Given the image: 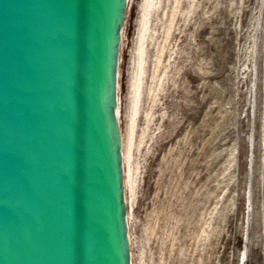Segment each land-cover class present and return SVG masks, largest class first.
I'll return each mask as SVG.
<instances>
[{"label": "rangeland", "instance_id": "rangeland-1", "mask_svg": "<svg viewBox=\"0 0 264 264\" xmlns=\"http://www.w3.org/2000/svg\"><path fill=\"white\" fill-rule=\"evenodd\" d=\"M117 82L132 264H264V0H127Z\"/></svg>", "mask_w": 264, "mask_h": 264}, {"label": "water", "instance_id": "water-1", "mask_svg": "<svg viewBox=\"0 0 264 264\" xmlns=\"http://www.w3.org/2000/svg\"><path fill=\"white\" fill-rule=\"evenodd\" d=\"M127 0H0V264H132L118 124Z\"/></svg>", "mask_w": 264, "mask_h": 264}, {"label": "bare ground", "instance_id": "bare-ground-1", "mask_svg": "<svg viewBox=\"0 0 264 264\" xmlns=\"http://www.w3.org/2000/svg\"><path fill=\"white\" fill-rule=\"evenodd\" d=\"M145 1V0H144ZM147 11V10H146ZM144 14V13H143ZM142 17L144 18V15H142ZM142 18V19H143ZM143 22V21H142ZM144 27V26H143ZM137 99V98H136ZM135 100V99H134ZM135 103V102H134ZM135 105V104H134ZM135 109V108H134ZM134 114V113H133ZM133 117V116H132ZM133 119V118H132ZM131 134H133L132 133V130L130 129V132H129V134H128V139H127V141H126V143H125V145H122L123 146V149H122V151H123V159H124V164H125V166H124V175H125V179H126V184H127V179H128V177L130 178V176H129V173H130V168H129V160H130V157H131V147H132V140H131ZM122 138V137H121ZM123 142V141H122ZM123 144V143H122ZM137 149V148H136ZM233 153V152H232ZM229 156V155H228ZM230 156H231V154H230ZM235 158V157H234ZM229 165V164H228ZM128 185V184H127ZM129 187V186H128ZM127 186H126V188H128ZM128 191V190H127ZM217 206V205H216Z\"/></svg>", "mask_w": 264, "mask_h": 264}]
</instances>
